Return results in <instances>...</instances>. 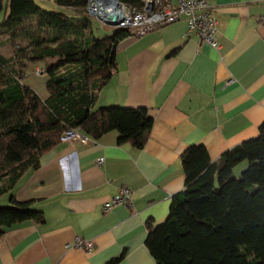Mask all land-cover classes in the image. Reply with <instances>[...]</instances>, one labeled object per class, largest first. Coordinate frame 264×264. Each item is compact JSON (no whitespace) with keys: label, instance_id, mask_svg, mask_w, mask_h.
Wrapping results in <instances>:
<instances>
[{"label":"crops","instance_id":"1","mask_svg":"<svg viewBox=\"0 0 264 264\" xmlns=\"http://www.w3.org/2000/svg\"><path fill=\"white\" fill-rule=\"evenodd\" d=\"M206 1L218 22L219 52L193 34L184 36V20L116 44L115 71L94 106L145 108L152 126L143 147L119 145L111 130L85 144L58 140L43 151L39 166L17 180L12 194L44 220L7 229L0 264H106L120 254L117 264H156L145 246L146 221H164L171 197L183 188L180 155L203 145L215 162L258 135L264 122V0ZM39 2L54 6L53 0ZM120 186L131 189L129 207L104 212L102 204ZM3 205H10L8 194L0 196ZM75 236L94 248L68 247Z\"/></svg>","mask_w":264,"mask_h":264},{"label":"trees","instance_id":"2","mask_svg":"<svg viewBox=\"0 0 264 264\" xmlns=\"http://www.w3.org/2000/svg\"><path fill=\"white\" fill-rule=\"evenodd\" d=\"M89 0H53L41 8L35 0H0V32L10 33L35 19L46 39L32 37L31 50L18 48L21 58H58L42 68L47 96L42 98L14 69L13 57L0 54V237L27 221L42 222L30 202H17V180L39 166V156L69 128L97 138L116 130L119 145L143 147L152 118L145 108L95 107L98 89L115 71L116 44L131 35L126 28L85 34ZM139 8L142 0H119ZM85 20L83 24H76ZM101 32H100V31ZM100 32V33H99ZM65 67V70H61ZM247 167L239 177L233 168ZM184 186L171 197L161 223L146 221L145 246L156 264H264V122L257 136L226 150L210 162L203 145L180 155ZM122 254L106 264H117Z\"/></svg>","mask_w":264,"mask_h":264},{"label":"built area","instance_id":"3","mask_svg":"<svg viewBox=\"0 0 264 264\" xmlns=\"http://www.w3.org/2000/svg\"><path fill=\"white\" fill-rule=\"evenodd\" d=\"M44 0H41L43 2ZM91 0L88 1L87 12L92 13L90 8ZM122 11L117 15L118 23L113 25L115 29L126 28L131 36L137 37L144 33L158 29L162 26L184 20L186 29L184 36L191 34L198 37L200 42L209 44L216 52L222 49L218 39V22L213 16L212 9L206 0H142L139 8L131 7L122 2L118 5ZM111 25V24H109ZM36 74H42V70H36ZM89 136L78 129H66L60 136V142L81 144L87 143ZM103 162V157L96 159V163ZM131 189L127 186L118 187L116 195L111 196L102 204V210L108 211L117 204L130 205ZM68 247L78 248L84 252L91 251L94 245L91 241L75 236Z\"/></svg>","mask_w":264,"mask_h":264},{"label":"rangeland","instance_id":"4","mask_svg":"<svg viewBox=\"0 0 264 264\" xmlns=\"http://www.w3.org/2000/svg\"><path fill=\"white\" fill-rule=\"evenodd\" d=\"M36 3L43 9H48V4L40 3L39 0H35ZM87 13L86 23L88 26L82 30L83 33L88 34L90 27L93 29L98 26L103 31H112L115 28L113 25L105 23L98 15H92ZM1 20V18H0ZM85 21V20H84ZM83 20L76 22V24H83ZM35 19L31 18L26 20L21 26L17 27L15 31L10 33L0 32V54L5 57H13V65L16 70H23L24 78H26V84L35 89V91L41 96L46 94L45 84L43 82L44 77L41 74H36V70L45 68L58 61V58L45 57L42 59L34 58H21L18 57V48H26L27 51L31 50V47L28 45L32 37H39L40 39H46L51 36V32L47 30L38 31L35 28ZM100 31V30H99ZM101 32V31H100ZM99 32V33H100ZM17 52V55H16ZM61 70H65V67H62ZM248 162L242 161L233 168L232 174L234 177H239L241 172L247 167ZM5 206V205H3Z\"/></svg>","mask_w":264,"mask_h":264},{"label":"water","instance_id":"5","mask_svg":"<svg viewBox=\"0 0 264 264\" xmlns=\"http://www.w3.org/2000/svg\"><path fill=\"white\" fill-rule=\"evenodd\" d=\"M109 2L110 1H108V0L101 1L102 5H101L100 9L102 11L103 16H100V18L107 24L116 25L118 23L117 15L115 13H109L106 10L107 9V5H110V4H108ZM113 3L115 5V7H116V6H118L120 4V1L119 0H113ZM89 10H90V8H89ZM94 14H98V13H94Z\"/></svg>","mask_w":264,"mask_h":264},{"label":"bare ground","instance_id":"6","mask_svg":"<svg viewBox=\"0 0 264 264\" xmlns=\"http://www.w3.org/2000/svg\"><path fill=\"white\" fill-rule=\"evenodd\" d=\"M101 1H103V0H91V3H90V10H91V12L92 13H98L99 17L100 16H103L102 11L100 9L101 8V5H102ZM108 1H110L108 3L110 5H107V9L106 10L109 13H116V14H118V13H120L122 11V9L120 7H118V6L115 7V5L113 3V0H108Z\"/></svg>","mask_w":264,"mask_h":264}]
</instances>
